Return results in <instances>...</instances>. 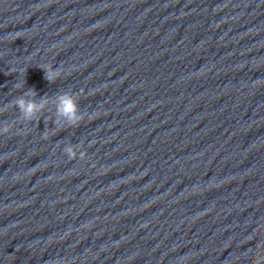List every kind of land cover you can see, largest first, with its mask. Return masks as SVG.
I'll list each match as a JSON object with an SVG mask.
<instances>
[{
    "label": "clouds",
    "instance_id": "9594fccd",
    "mask_svg": "<svg viewBox=\"0 0 264 264\" xmlns=\"http://www.w3.org/2000/svg\"><path fill=\"white\" fill-rule=\"evenodd\" d=\"M43 73L44 79L50 84H54L62 75L64 71L61 67H55L51 64L38 65ZM26 81L24 79V85ZM34 88H27L19 96H16L10 103L4 108H0V113L8 110L9 107L18 109L20 116L19 120L25 122H32L39 120L42 114L47 110L50 102L54 108V124L55 126L63 127H78L85 119L84 115L81 114L79 99L80 96L70 91L60 92L55 97L49 98L47 94L39 96ZM53 120V116L51 117ZM15 123L5 121L0 125V135H8L15 127ZM64 154L69 160L77 159L79 153V159L85 160L87 152L81 150V145H72L68 143L64 149ZM264 261V256L260 257L259 260L255 261L254 264H261Z\"/></svg>",
    "mask_w": 264,
    "mask_h": 264
}]
</instances>
